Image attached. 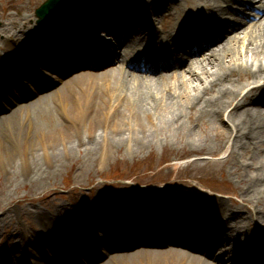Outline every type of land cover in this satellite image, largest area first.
<instances>
[{
  "label": "rangeland",
  "instance_id": "374dc122",
  "mask_svg": "<svg viewBox=\"0 0 264 264\" xmlns=\"http://www.w3.org/2000/svg\"><path fill=\"white\" fill-rule=\"evenodd\" d=\"M45 1L0 0V57L12 60L14 70H18L19 73L22 72V57L33 55L31 54L35 42L33 39L57 25V23L45 25L38 23L36 10ZM89 1L74 3L70 9L64 11L60 20L73 16V12L79 5H87ZM161 2L163 6L153 10L152 13L149 11L150 17L145 18L144 23H152L154 28H162L165 16L171 9L175 16L185 17L186 20L192 17V13H188V10L195 6L193 3L180 9L178 0H162ZM221 2L228 8L224 18L227 21L228 17L230 23L240 24L239 30L233 32L227 24L226 30L230 29L227 30L228 33L211 45L202 58L209 57L212 48L219 45L226 37L233 36L245 28H251L264 14L263 0H252V6L248 4L247 7L238 3L229 5L225 1ZM94 3H97V0H93L89 5ZM92 18L94 20L90 28L93 29L94 25V29L100 28V20L97 16L92 15ZM78 27L79 25L76 26ZM80 31L81 29L77 31L79 38L85 32ZM97 31L99 32L94 34V38L98 43V51L111 53L109 49L115 48L116 36L113 33L103 32L101 28ZM239 40L232 67L237 71L244 70L247 65L255 69L254 64L260 62L262 58L253 61L248 38L244 33L240 35ZM78 42L74 43L77 46L76 50L74 48L75 52L72 50L70 59L65 60L61 68L57 67L55 73H59L66 67L68 69L64 77L68 78L79 69L86 67L82 66L83 68H77L75 71L70 69V64L89 56L86 52L87 45H83L81 40ZM23 43H28V48ZM102 43L107 45L103 46ZM11 45L17 46L21 52L24 51L25 46L26 49L20 60L15 59L13 55L5 56V51L10 53ZM189 50L183 48L180 56L184 60L189 59L187 63L194 62L196 58L190 59ZM76 53H79V58L75 56ZM195 69L199 71L200 68L195 67ZM165 72L168 74L171 89L159 83L161 93L166 96L172 89H176L175 91L182 94V97L187 96L190 99L188 102H191L197 93L196 86H199L200 82H197L188 72L183 79L178 76L181 73L178 69ZM14 73L13 76L16 78L17 72ZM248 77L246 70L242 73L238 71L231 80H225V83H230L242 93H246L249 89L261 84L258 79H248ZM55 81L57 82L53 83L54 87H59L60 81ZM182 81L186 82V87L181 85ZM52 89L49 91H53ZM200 91L202 92V89ZM30 94L28 93L25 98L17 102L13 101V105H9V108H0V121L5 116H11L9 114L17 110L19 104L34 99V96H29ZM261 94L264 95V92ZM202 96L208 97L205 93H202ZM115 101L113 97H96L83 91L67 100L65 103L67 107H72L75 102L85 105L83 108L90 112L89 118H86L87 120L78 128L79 136L68 133L63 141H57L54 144L61 152L58 157L50 160L40 157V165L30 172L27 171V167H24L25 165H21L18 157L25 154V151L31 153L32 147L30 143L21 144V139L27 141L33 139L32 142L37 144L36 135L39 130L52 131L53 122L57 124L59 120L66 119L61 110L56 112L52 110L55 101L50 99L43 104L41 111L38 108L20 112L13 121L8 123L5 131L0 132V264H22L27 256L36 258L35 260L39 261L38 264H62L69 259L76 262L78 259L73 258L74 252L80 253L84 258L89 257L90 264H112V261L108 259L109 255L119 254L120 250L114 248L107 253L94 254V246L91 243L95 240L101 245L104 243L107 245V242H112L111 240L114 239L116 244L120 238L129 236V233L125 234L126 231L130 230L131 234H138L141 229H144L146 223L142 218L137 227L133 216L138 212L146 213L143 210L148 211L152 226L162 227L161 231L164 235L171 230L169 227L171 223L185 226L186 231L190 232L184 240L186 245L192 246L191 244L196 242L197 231L201 228L206 234L204 240L197 244L207 249L211 246L209 242L213 240V231H215L208 216L212 215L213 221H217L219 213H225L226 206L242 208V215L231 224L243 226L244 236L255 239L256 250L262 252L264 218H256L254 212L264 205L247 202V196H243V193L247 194V187H249L247 181L253 172L244 166L247 148L234 149L233 138L222 146L217 136L218 129L222 128L226 131L231 129L228 112L232 107H229L223 115L216 113L203 115L199 105L191 102L190 106L185 105L181 108L183 118L179 124L173 125L170 120L161 115L144 120L145 129L143 130L147 137L139 145L136 142L139 135L135 122L126 121L124 118L111 122L109 116L106 119L107 123H104L102 110L106 109L112 114ZM100 108L102 110L98 112L99 115L97 110ZM26 116L29 119L24 122ZM47 117L53 120H49L50 118L46 120ZM108 124L115 126H108ZM78 137L82 138L85 144L79 149L64 152L63 148L74 143ZM93 139L104 145L101 146V151L86 149L90 143H94ZM234 150H236L235 154L232 155ZM256 156L264 157V151L256 152ZM221 202H224V205L219 209ZM172 203L173 207L169 205ZM181 203L182 205L178 206ZM159 208L163 211H159ZM134 209L139 211H133ZM172 209L175 210L172 211ZM126 210L128 211L125 214ZM160 212L164 213L159 214ZM196 212L200 215L203 213L204 219L199 220L194 217L193 214ZM111 216H115L116 219L110 218ZM239 221L241 222L238 223ZM92 227L93 234L89 233ZM114 227L117 228L115 232H107ZM110 234L113 235L109 236ZM194 234H196L195 237H193ZM229 239L234 246L236 241ZM129 244L130 247L135 245L132 242ZM139 246L141 245L135 247ZM179 247L178 249L181 250L189 249L183 244ZM133 248H127V250L132 251ZM225 251L218 246L211 258H220L221 262ZM221 264L227 263L221 262Z\"/></svg>",
  "mask_w": 264,
  "mask_h": 264
},
{
  "label": "bare ground",
  "instance_id": "6f19581e",
  "mask_svg": "<svg viewBox=\"0 0 264 264\" xmlns=\"http://www.w3.org/2000/svg\"><path fill=\"white\" fill-rule=\"evenodd\" d=\"M92 1L90 0L89 4H92ZM161 1L97 0V3L93 5H79L73 12V16L57 23L54 31L52 29L45 31L36 39L34 38L33 41L35 42H32L34 44L32 47L33 58L31 57L32 59L29 60L28 58L30 57L25 55V62L21 66H23L28 76L31 73L29 67L32 66L44 74H41L43 80L46 77L54 79V81L59 80V87L53 91L42 93L40 88L46 86L44 82L38 83L34 81V78H31V81H29L18 70H14L11 62L0 57V108H9V105L13 101L17 102V100L24 98L26 91L32 90L34 96L32 101H24V103L19 104L17 110L9 114L11 116H5L1 119L0 132H4L8 123L13 121L20 112L31 109L37 110L38 108L41 111L43 104H46L50 99L55 101L52 110L54 112L61 110L66 119L63 121L59 120L57 124L53 122L52 131L39 130L36 135L39 144L32 142L33 139L30 141L21 139V144L30 143V147H32L31 153H29L30 151H25V154L18 157L20 158L21 165H25L24 167H27V171L30 172L40 165V157L50 160L60 155L61 152L54 146L57 141H63L68 133L79 136L78 133L80 131L78 128L87 120L86 118H89L90 112L86 108H83L85 105L80 104V102H75L72 107H67L65 103L80 91L96 95V97H113L116 100V104L114 103L112 114L106 109L102 110V108L98 109L97 113L102 110L104 123H107L106 119L109 116L111 122L121 118H124L126 121L135 122L139 135L136 142L139 145L147 137V134L145 136V131L143 130L145 129L144 120H150L155 116L161 115L170 120L173 125L179 124L182 120L181 118H183L181 108L185 107V105L190 106L191 102L199 105V109L203 111L201 112L203 115L211 113L223 115L229 107H232L231 111L228 112L231 129L229 131L222 130V128L218 129L217 136L222 146H225L233 138L234 149L247 148L244 166H247L253 172L251 178L247 181L249 186L247 187V194L244 195L243 193V196H247V202L263 206L264 157L257 158L256 152L262 153L264 151V95L261 94V92H264V14L258 19L256 24H253L249 28L250 30L245 28L233 36L226 37L219 45L212 48V51L208 55L209 57L202 58L203 55H206L207 48L213 42L228 33H224L222 30L216 31V27L228 24L231 27V31L236 32L239 30L240 24L230 23L228 22L230 20L228 17L227 21L224 18V15L228 13V8L221 1H225L229 5H235L239 1L238 5L246 7L244 4L252 6V0H178L180 9L185 8L186 5L191 3L195 5L189 8L188 13H192L193 18H196V24L186 20L185 17L175 16L171 9L167 16H165L163 27L159 29L157 27L154 28L152 23H144V19L150 17V12L148 11L152 13L153 10H158L163 6ZM92 15L97 16V19L100 20L99 27L101 30H104L103 32L113 33L116 36V46L109 50L118 55L98 51V43L94 38V34L99 32L97 30H100V28L94 29V25L93 29H88L90 33H87L88 35L86 36L88 37H84V43L82 42L83 45H87L86 52L89 57L86 56V60L82 58L76 61L71 69L75 70V68L80 66H86L84 70L75 72L68 78L64 77L67 74L66 69L68 68L66 67L64 70L62 69L63 71L61 70L62 72L60 71L62 76L52 72L51 69L61 68L60 66H64L65 60L70 59L69 55L73 53L72 48L74 52L76 50V48L74 50V45H70L72 42L67 46V41H70L71 30H76L75 25L80 22V24H84L82 28L89 27L91 21L94 20ZM181 26H184L182 29H187L188 32L193 34L184 38L181 34H177L176 30L181 29ZM196 28L202 32L201 35L196 32ZM207 31L209 32V36L206 34ZM242 33L248 38L249 51L254 58L253 61L262 58L260 62L254 64L255 69L248 67V65L244 70L238 69L240 73L246 70L249 76L248 79L254 78L261 81L260 85L249 89L246 93H242L240 89L231 86L230 83H225V80H231L234 74L238 72L232 67V63L237 55V45L240 42L239 37ZM194 35L199 36L200 44L196 45V36ZM37 43H41V45ZM89 43L96 48H94L95 51L90 49L93 47H90ZM185 44L194 47L192 51L193 56L196 57L194 62L186 63V61L180 59V51ZM12 45L9 47L10 53L5 51V56L13 55L14 57H20L22 53ZM24 45H27L28 48V43ZM101 45L106 46L107 44L102 43ZM30 48L31 44L29 45ZM25 49L24 46V51ZM78 54L76 53L75 56L79 58ZM56 56L59 57V60ZM200 58L202 59L200 60ZM124 61L131 62L132 72H128ZM45 63H48V66L43 69L41 65ZM176 67L181 70L178 76L184 79L188 72L195 77L197 82H200L199 86H196L195 90L197 93H195L191 102H188L190 99L187 96L182 97V94L175 91L176 89H172L171 93L166 96L161 93L159 83L171 89L168 74L165 71ZM195 67H199V71ZM142 68L145 70L143 71ZM15 71L17 72L15 75L16 82L15 80L12 81L10 76ZM176 76L174 75V77ZM14 83L16 84L14 85ZM181 85L186 87V82L182 81ZM200 89H202V92ZM202 93H205L208 97L204 98ZM71 103L74 102L71 101ZM191 109H193L192 106ZM98 114L96 115L97 117L100 115ZM28 119V116L24 117V122ZM48 119L53 120L51 117H47L46 120ZM108 126L115 125L108 124ZM74 141V143L65 146L63 151L68 152L71 149H79L80 146L85 144L80 137ZM93 141L94 143H90V146L86 149L101 151L100 148L104 145L100 144L98 140L93 139ZM236 150L233 151L232 155L235 154ZM1 162L4 165V162ZM169 205L174 206L173 203ZM181 205L182 203L178 204V206ZM223 205L224 202L219 203V209ZM224 208H226L225 213H219L217 221H213L212 215L209 214L208 216L210 222H212L213 230H216L213 233L218 235L213 234L214 240L211 241L210 248L206 249V247L197 244V242H201L204 239L206 234L201 228L197 231L196 242L191 244L192 246H188L182 242V240H186L188 233L186 227L179 229L181 226L179 225L180 227L178 228L175 225L167 232L168 234L162 235V232L159 231L161 227L157 225L152 226L148 222L145 225L147 229H142L140 236L135 234L132 236L131 234L133 241L139 243L141 246L133 251H128L127 248H132L135 245L130 247V244H124L125 240H121L117 244L120 253L112 254L108 259L112 261V264H221V262H226L227 264H264V249L261 253L256 252L257 241L244 236L243 226H232L231 224L242 215V208L231 206ZM262 208L254 212L256 218H264V209ZM133 211L139 210L134 209ZM159 211L163 210L159 208ZM139 213L141 212L136 214ZM163 213L160 212L159 214ZM203 215V213L200 215L198 212L193 214L199 220L204 219ZM144 218L147 219L149 217ZM134 219L138 221L139 216L135 215ZM156 219L158 220V217ZM91 231L93 232L94 229H91ZM232 235H235L236 243L234 246L236 248L228 240ZM195 236L196 234L193 235V237ZM128 238L127 243L132 240ZM182 244L183 246L186 245L189 249H178L180 247L177 245ZM96 245L98 246L97 241L94 242L93 246ZM218 245H221V248L226 250L221 262L219 261L220 258H211L214 256V251ZM113 248L112 244H109L108 247L106 246V249L112 250ZM197 251L203 253V255H200ZM29 257L31 259H26V262L38 264L39 261L35 260L36 258ZM77 259L80 260V258ZM80 261V264H89L82 259ZM66 264L72 263L68 262Z\"/></svg>",
  "mask_w": 264,
  "mask_h": 264
},
{
  "label": "water",
  "instance_id": "95a60500",
  "mask_svg": "<svg viewBox=\"0 0 264 264\" xmlns=\"http://www.w3.org/2000/svg\"><path fill=\"white\" fill-rule=\"evenodd\" d=\"M83 0H46L40 8L36 10L39 24H53L57 22L64 11H67L76 2Z\"/></svg>",
  "mask_w": 264,
  "mask_h": 264
}]
</instances>
